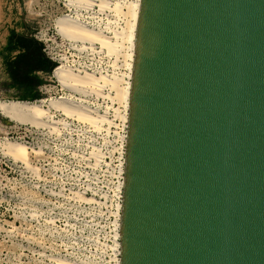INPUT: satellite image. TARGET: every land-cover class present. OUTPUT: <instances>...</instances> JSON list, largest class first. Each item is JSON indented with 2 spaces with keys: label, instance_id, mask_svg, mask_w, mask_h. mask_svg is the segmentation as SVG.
<instances>
[{
  "label": "water",
  "instance_id": "95a60500",
  "mask_svg": "<svg viewBox=\"0 0 264 264\" xmlns=\"http://www.w3.org/2000/svg\"><path fill=\"white\" fill-rule=\"evenodd\" d=\"M118 264H264V0H138Z\"/></svg>",
  "mask_w": 264,
  "mask_h": 264
},
{
  "label": "rangeland",
  "instance_id": "374dc122",
  "mask_svg": "<svg viewBox=\"0 0 264 264\" xmlns=\"http://www.w3.org/2000/svg\"><path fill=\"white\" fill-rule=\"evenodd\" d=\"M103 1L75 2L94 31L130 32L109 57L57 33L56 20L74 16L66 0H0V104L73 98L53 77L62 64L105 76L87 102L103 116L96 126L51 109L53 129L34 128L0 111V264H118L127 95L115 99L110 82L128 89L138 0ZM4 141L22 142L31 168L4 154Z\"/></svg>",
  "mask_w": 264,
  "mask_h": 264
},
{
  "label": "bare ground",
  "instance_id": "6f19581e",
  "mask_svg": "<svg viewBox=\"0 0 264 264\" xmlns=\"http://www.w3.org/2000/svg\"><path fill=\"white\" fill-rule=\"evenodd\" d=\"M75 1L76 0H66L67 5H73L74 7V16L65 15L58 18L55 23L57 33L64 40L68 41L75 49L83 50L87 46L92 50L98 49L99 54L109 57L115 51V47L119 45L118 40L124 36L126 38L130 35V32L128 35L124 34L122 37L121 33L116 31L108 32L111 36L105 35L106 31L103 32L104 30L100 31L97 29V31H94L92 27H89L80 19V14L77 9L78 4L76 5ZM104 7V1L103 3L99 2L98 10L103 12ZM130 15L136 19V12L132 6L130 9ZM127 25L130 27L132 26L130 23H127ZM95 43L98 44L97 48ZM114 59L116 60V57L113 56L112 62L115 61ZM103 76L102 72L97 69H92L88 72L86 69L79 70L66 64L59 65L53 70V77L59 83L61 89L75 93L73 98L59 97L48 100L45 108H43V105L45 106V101L40 103L12 102L10 105L0 104V111L4 112L16 122L27 123L34 128H46L47 130L53 129L51 125L53 123L49 122L47 119L51 109L58 111L69 118L83 121L85 123L87 122L88 124L92 123L94 126L98 119L103 120V116L96 114L97 109L91 108L87 102L92 93L94 95H99V88L101 86H99L97 81L103 79L105 77ZM103 80H105V78ZM111 82L110 84L115 90V99L120 100V97L123 99L125 95H127L128 89L117 86L115 81L114 83ZM107 96L109 97V94ZM1 148L4 154L10 156L13 160L20 161L21 164H23V167L26 169L31 168L26 157L27 148L22 142L4 141ZM59 262L61 263L60 260Z\"/></svg>",
  "mask_w": 264,
  "mask_h": 264
},
{
  "label": "trees",
  "instance_id": "16d2710c",
  "mask_svg": "<svg viewBox=\"0 0 264 264\" xmlns=\"http://www.w3.org/2000/svg\"><path fill=\"white\" fill-rule=\"evenodd\" d=\"M24 70V69H23Z\"/></svg>",
  "mask_w": 264,
  "mask_h": 264
}]
</instances>
